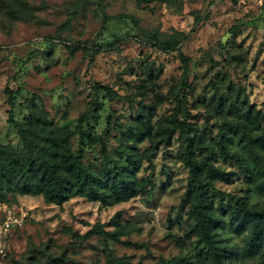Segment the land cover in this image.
<instances>
[{
    "label": "rangeland",
    "instance_id": "374dc122",
    "mask_svg": "<svg viewBox=\"0 0 264 264\" xmlns=\"http://www.w3.org/2000/svg\"><path fill=\"white\" fill-rule=\"evenodd\" d=\"M169 39L175 50L163 47ZM11 101L15 120L39 110L53 123L82 125L92 137L75 134L71 148L92 168L105 151L114 159H125V149L139 153L141 187L109 205L0 196L21 221L3 240L0 264H210L197 257L182 204L181 156L195 134V156L211 146L213 164L231 172V181L214 182L215 204L228 211L232 195H245L264 205V193L217 145L220 129L244 122L246 111L264 127V14L253 0H0V143L20 151ZM142 120L147 130L133 136ZM245 234L220 230L234 252L229 264H264L258 254L241 255Z\"/></svg>",
    "mask_w": 264,
    "mask_h": 264
},
{
    "label": "trees",
    "instance_id": "16d2710c",
    "mask_svg": "<svg viewBox=\"0 0 264 264\" xmlns=\"http://www.w3.org/2000/svg\"><path fill=\"white\" fill-rule=\"evenodd\" d=\"M137 1L168 3L170 0ZM162 44L168 51L175 50L178 41L169 39ZM10 104L8 122L18 134L22 150L17 151L9 144L0 143V196L9 192H36L41 193L45 201L54 204L83 196L109 205L127 201L137 193L141 187L137 176L141 166L137 159L139 153L125 149V159H114L105 151V161L92 168V165L83 162L82 152H73L71 148V138L75 134H79L81 140L92 137L82 125L73 129L66 124L53 123L39 110H30L22 120H15L14 102ZM244 115V122H227V129H220L217 145L223 160L236 165L248 178L251 187L258 193H264V127H254L250 111ZM173 122L180 132H184L185 128L179 122ZM144 125L134 128L133 136L143 134L142 131L148 127L145 122ZM196 138L195 134L187 139L181 159L188 167L182 204L188 207L187 214L191 219L189 232L196 236L199 244L197 257L210 264H229L234 252L220 238V230L226 228L239 233L246 230L240 251L242 256L258 254L264 259V205H249L245 195H232L228 211L222 202L215 204L213 184L216 180L231 181V172L225 173L213 164L211 156L214 150L211 146L206 145L204 154L196 157L195 148L199 142ZM234 138L241 142L240 150L229 148L228 142ZM167 263L179 264L178 261Z\"/></svg>",
    "mask_w": 264,
    "mask_h": 264
},
{
    "label": "built area",
    "instance_id": "2783aa9c",
    "mask_svg": "<svg viewBox=\"0 0 264 264\" xmlns=\"http://www.w3.org/2000/svg\"><path fill=\"white\" fill-rule=\"evenodd\" d=\"M259 8L264 11V0H253ZM0 253L2 252V243L7 234L13 227L20 224V217L16 215L14 209L5 202H0Z\"/></svg>",
    "mask_w": 264,
    "mask_h": 264
}]
</instances>
